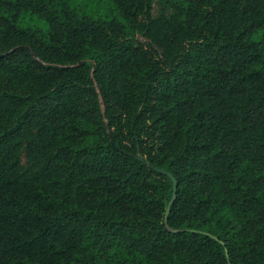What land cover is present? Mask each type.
<instances>
[{"label":"trees","instance_id":"trees-1","mask_svg":"<svg viewBox=\"0 0 264 264\" xmlns=\"http://www.w3.org/2000/svg\"><path fill=\"white\" fill-rule=\"evenodd\" d=\"M167 2L0 0V264H264V0Z\"/></svg>","mask_w":264,"mask_h":264},{"label":"rangeland","instance_id":"rangeland-1","mask_svg":"<svg viewBox=\"0 0 264 264\" xmlns=\"http://www.w3.org/2000/svg\"><path fill=\"white\" fill-rule=\"evenodd\" d=\"M100 6L101 7L104 6V3L100 4ZM172 12H173V9L169 7L167 0H156L155 10H154L155 15H160V14L170 15L172 14ZM21 25L25 28H28V27L46 28L43 22L37 19H32L30 16H26L25 20L21 22Z\"/></svg>","mask_w":264,"mask_h":264},{"label":"water","instance_id":"water-1","mask_svg":"<svg viewBox=\"0 0 264 264\" xmlns=\"http://www.w3.org/2000/svg\"><path fill=\"white\" fill-rule=\"evenodd\" d=\"M176 194H177V184H176V182L174 181V193H173L172 200L170 201L169 206H168V208H167L166 217H167V215L169 214L170 208H171V206H172V204H173V202H174V200H175V198H176Z\"/></svg>","mask_w":264,"mask_h":264}]
</instances>
